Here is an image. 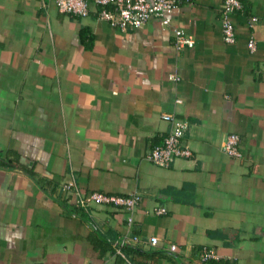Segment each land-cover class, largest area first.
I'll use <instances>...</instances> for the list:
<instances>
[{"label":"crops","instance_id":"crops-1","mask_svg":"<svg viewBox=\"0 0 264 264\" xmlns=\"http://www.w3.org/2000/svg\"><path fill=\"white\" fill-rule=\"evenodd\" d=\"M221 2L119 31L93 6L0 0V264H196L201 246L211 264H264V0H240L230 44ZM174 28L192 47L173 48ZM163 113L187 121L192 151L168 167L147 158ZM230 132L240 158L222 151ZM70 177L81 194L136 193L130 225L119 207H75Z\"/></svg>","mask_w":264,"mask_h":264},{"label":"built area","instance_id":"built-area-1","mask_svg":"<svg viewBox=\"0 0 264 264\" xmlns=\"http://www.w3.org/2000/svg\"><path fill=\"white\" fill-rule=\"evenodd\" d=\"M192 0H54V5L60 13L74 17H85L93 6L99 19L107 21L119 31L140 28L151 17L159 19L161 25H168V15L180 4L189 3ZM241 8L240 0H222L220 8V27L222 41L230 44L234 41L233 24L231 15ZM255 20V18H251ZM172 46L175 50L189 48L193 45L192 36L185 34L181 29L172 30ZM246 46L249 50L254 47L252 38L247 40ZM170 80H178L174 74L169 75ZM175 99V102H179ZM161 119L169 123L167 133L162 137L160 143L153 145L147 154L148 160L156 166L168 167L176 159L191 157V149L183 142V136L187 129V121L172 114L163 113ZM222 151L232 158H240L239 137L230 132L226 135ZM58 188L60 191L72 193L75 197V207L86 210L91 204L110 205L119 207L127 213L126 224L132 222V214L139 201L136 193L128 195L106 194L92 191L81 194L72 177L62 181ZM157 214L163 213L162 207L155 208ZM132 240H138L133 235ZM126 241L123 239L122 243ZM147 243L150 246L156 244L155 237H149ZM176 246L169 244L168 251L174 252ZM217 259V254L212 248L201 246L196 253V264H211Z\"/></svg>","mask_w":264,"mask_h":264}]
</instances>
